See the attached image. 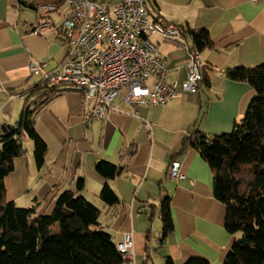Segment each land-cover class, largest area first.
I'll return each mask as SVG.
<instances>
[{
	"label": "crops",
	"instance_id": "obj_1",
	"mask_svg": "<svg viewBox=\"0 0 264 264\" xmlns=\"http://www.w3.org/2000/svg\"><path fill=\"white\" fill-rule=\"evenodd\" d=\"M113 5L121 0H99ZM44 0H0V125L14 124L28 92L41 79L30 72V63L50 70L68 51L63 32L57 29L68 11L62 2L42 11ZM50 2V1H49ZM151 16L160 22L205 29L213 42L200 51L202 70L209 85L181 92L162 105L131 106L120 97L104 118L83 123L92 102L72 89L50 100L34 117V128L46 150L37 165L29 138L26 153L13 160L5 177L7 196L17 206L36 207L50 213L64 189L82 195L97 206L100 226L116 243L125 233L133 238V264H173L203 258L207 264H224L234 236L224 228L225 205L213 196V172L199 152L184 145V138L200 129L207 135L229 133L241 119L254 90L244 81L225 77L234 66L264 62V0H146ZM31 5V6H28ZM51 26L40 34L33 29L43 18ZM165 59L167 80L179 87L186 76V61L193 50L188 35L165 39L152 34ZM200 83V82H199ZM106 160L121 170L112 178L97 172ZM172 160L180 162V178L167 175ZM79 178L83 186L77 189ZM118 196L114 206L99 197L104 184ZM170 197L172 231L161 233L157 204ZM124 256V255H123Z\"/></svg>",
	"mask_w": 264,
	"mask_h": 264
},
{
	"label": "trees",
	"instance_id": "obj_2",
	"mask_svg": "<svg viewBox=\"0 0 264 264\" xmlns=\"http://www.w3.org/2000/svg\"><path fill=\"white\" fill-rule=\"evenodd\" d=\"M62 2L65 0L42 3L56 8ZM153 19L159 21L156 16ZM181 34L188 35L193 49L199 52L213 46L205 29L181 27ZM224 73L230 80L248 83L255 92L243 116L229 133L207 135L197 128L184 138L183 146L195 148L209 164L213 172V196L225 205L224 228L234 238L223 263L264 264V62L229 67ZM200 84L209 85L202 66ZM68 90L72 88L61 83L51 85L48 79L36 82L14 126L7 131L0 129V264H121L125 259L111 234L100 226L101 210L82 195L62 190L50 213H37L34 206H17L8 199L5 177L13 169V160L26 153L24 138L32 141L37 165L43 162L46 146L35 131V115ZM95 168L106 178L121 170L106 160H100ZM82 186L83 179L79 178L76 187ZM99 197L109 206L119 201L107 183ZM169 199L162 194L157 204L160 242L173 229ZM144 264L152 262L145 259ZM163 264H173L172 259L165 256ZM185 264H207V261L192 258Z\"/></svg>",
	"mask_w": 264,
	"mask_h": 264
},
{
	"label": "built area",
	"instance_id": "obj_3",
	"mask_svg": "<svg viewBox=\"0 0 264 264\" xmlns=\"http://www.w3.org/2000/svg\"><path fill=\"white\" fill-rule=\"evenodd\" d=\"M65 3L68 11L57 25L68 46L65 59L50 70L34 62L29 68L41 80L71 87L92 102L83 114V123L104 118L115 108L117 97L134 110L135 106L162 105L179 97L182 91H197L201 80L200 52L190 51L181 87L177 81L167 80L165 59L150 36L155 33L165 39L178 38L181 26L154 20L145 0H121L110 6L99 0ZM52 8L40 6L42 11ZM50 26L51 21L45 17L33 33L40 34ZM179 167L180 162L172 160L167 175L182 177ZM132 246L130 233L116 242L125 258L121 264H133Z\"/></svg>",
	"mask_w": 264,
	"mask_h": 264
},
{
	"label": "water",
	"instance_id": "obj_4",
	"mask_svg": "<svg viewBox=\"0 0 264 264\" xmlns=\"http://www.w3.org/2000/svg\"><path fill=\"white\" fill-rule=\"evenodd\" d=\"M14 125L13 124H2L0 125V129L2 131H7L8 129L12 128Z\"/></svg>",
	"mask_w": 264,
	"mask_h": 264
},
{
	"label": "rangeland",
	"instance_id": "obj_5",
	"mask_svg": "<svg viewBox=\"0 0 264 264\" xmlns=\"http://www.w3.org/2000/svg\"><path fill=\"white\" fill-rule=\"evenodd\" d=\"M109 2H113L114 0H108ZM146 1V0H145ZM23 146L25 147V143H23ZM162 264V263H161Z\"/></svg>",
	"mask_w": 264,
	"mask_h": 264
}]
</instances>
